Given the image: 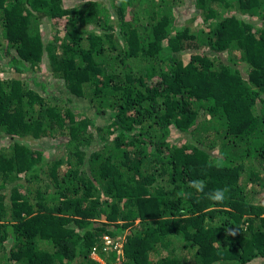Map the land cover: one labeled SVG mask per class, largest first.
I'll return each instance as SVG.
<instances>
[{"label": "trees", "instance_id": "1", "mask_svg": "<svg viewBox=\"0 0 264 264\" xmlns=\"http://www.w3.org/2000/svg\"><path fill=\"white\" fill-rule=\"evenodd\" d=\"M94 250L264 264V0H0V264Z\"/></svg>", "mask_w": 264, "mask_h": 264}, {"label": "clouds", "instance_id": "2", "mask_svg": "<svg viewBox=\"0 0 264 264\" xmlns=\"http://www.w3.org/2000/svg\"><path fill=\"white\" fill-rule=\"evenodd\" d=\"M126 3H127V0H116L117 5L126 4ZM226 166H227V161L224 159L222 154H219L213 158H210L209 161L206 163L207 168L214 167L216 169H222ZM187 187L189 189H193L196 193L201 194L202 198L207 199L213 202L214 204H223L228 199L227 193H229L230 191L229 187L226 185L223 187H216V188L209 189L208 191H205L206 184L203 180H200V179H193L189 181ZM176 195L178 197L187 199L191 196V193L181 190L177 192ZM226 233L228 235L234 236L236 234V230L226 229Z\"/></svg>", "mask_w": 264, "mask_h": 264}, {"label": "built area", "instance_id": "3", "mask_svg": "<svg viewBox=\"0 0 264 264\" xmlns=\"http://www.w3.org/2000/svg\"><path fill=\"white\" fill-rule=\"evenodd\" d=\"M104 240H105V244H109L110 243V241H109L107 236H104ZM120 246H121V243H119V242H117V244L114 246V248H116V251L119 252V253H120V249H121ZM92 255L97 257V258H95V257L94 258L99 262V264H105V261L102 260L100 257H98V255H97L95 250L92 252ZM109 264H119V262L116 259H113L112 261H110Z\"/></svg>", "mask_w": 264, "mask_h": 264}, {"label": "rangeland", "instance_id": "4", "mask_svg": "<svg viewBox=\"0 0 264 264\" xmlns=\"http://www.w3.org/2000/svg\"><path fill=\"white\" fill-rule=\"evenodd\" d=\"M244 66H245V63H244ZM92 257L94 258L95 256H94V255H92ZM95 258H97V257H95Z\"/></svg>", "mask_w": 264, "mask_h": 264}]
</instances>
